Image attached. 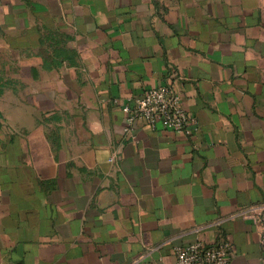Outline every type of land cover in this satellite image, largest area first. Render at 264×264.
Masks as SVG:
<instances>
[{
    "label": "crops",
    "instance_id": "0c3cea01",
    "mask_svg": "<svg viewBox=\"0 0 264 264\" xmlns=\"http://www.w3.org/2000/svg\"><path fill=\"white\" fill-rule=\"evenodd\" d=\"M161 85L197 128L131 139ZM263 205L264 0H0V264H264Z\"/></svg>",
    "mask_w": 264,
    "mask_h": 264
},
{
    "label": "built area",
    "instance_id": "2783aa9c",
    "mask_svg": "<svg viewBox=\"0 0 264 264\" xmlns=\"http://www.w3.org/2000/svg\"><path fill=\"white\" fill-rule=\"evenodd\" d=\"M122 111L125 115L123 132L133 140L136 139L133 134L134 125L138 121L150 129L161 125L165 129L185 135H190L198 125L196 119L184 109L180 95L167 85L145 91L135 99L132 106L124 105ZM114 160L115 155H112L110 161ZM237 216L256 219L260 244L264 249V205L245 208ZM231 251L230 243L223 239H218L212 245L197 241L176 249L175 264H230Z\"/></svg>",
    "mask_w": 264,
    "mask_h": 264
}]
</instances>
